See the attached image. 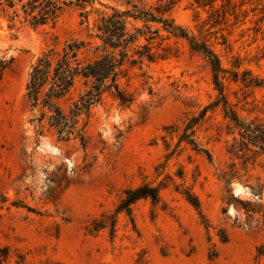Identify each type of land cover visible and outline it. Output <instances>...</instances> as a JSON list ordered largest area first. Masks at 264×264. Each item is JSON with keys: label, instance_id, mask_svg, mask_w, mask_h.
<instances>
[{"label": "rangeland", "instance_id": "1", "mask_svg": "<svg viewBox=\"0 0 264 264\" xmlns=\"http://www.w3.org/2000/svg\"><path fill=\"white\" fill-rule=\"evenodd\" d=\"M79 15L71 6L37 29L0 21V59L12 58L0 76V264H264V196L244 185L263 179L264 157L244 169L228 154L232 124L208 61L186 40L169 36L155 49L164 59L121 80L129 107L103 97L84 146L37 136L29 69L41 52L86 39ZM170 17L217 56L226 110L264 125V0H179ZM193 118L199 151L179 141ZM142 185L156 187L158 201L113 218L124 192ZM236 185L245 189L237 196Z\"/></svg>", "mask_w": 264, "mask_h": 264}, {"label": "trees", "instance_id": "2", "mask_svg": "<svg viewBox=\"0 0 264 264\" xmlns=\"http://www.w3.org/2000/svg\"><path fill=\"white\" fill-rule=\"evenodd\" d=\"M104 1L112 5L98 2L103 8L99 10L93 8L97 0H0V21L8 22L10 28L17 24L34 29L54 27L62 13L71 6L80 9L79 16L82 23L86 24L85 40L66 41L59 48L41 52L29 69L25 97L33 113L29 122L37 136L53 131L60 141L79 140L84 146L92 110L106 94L111 95L120 106L129 107L133 99L121 89V80L128 79L129 71L143 61L164 59L155 49L165 51L162 45L172 36L186 40L190 49L202 54L211 67L213 83L223 102L224 114L235 133L227 150L231 158L238 160L246 169L249 165L254 166L259 157H264V125L257 121L240 120L234 112L226 110L217 56L205 43L197 41L171 19L170 13L179 0H154L150 5L142 0ZM92 14L95 17L90 21ZM11 62L12 58L0 59V76ZM77 88V95L70 101L68 110H63L59 103ZM196 123L197 119L193 118L184 127L179 141L199 151L192 138V127ZM244 185L258 198L263 197L264 172L263 179H258L255 185L247 181ZM147 198L155 204L158 201V189L142 185L134 190H126L113 218L120 212L130 217L131 206ZM235 200L239 201L238 198ZM189 202L195 209L199 208L197 200ZM246 206L251 207L249 203ZM246 211L254 213L253 209Z\"/></svg>", "mask_w": 264, "mask_h": 264}, {"label": "water", "instance_id": "3", "mask_svg": "<svg viewBox=\"0 0 264 264\" xmlns=\"http://www.w3.org/2000/svg\"><path fill=\"white\" fill-rule=\"evenodd\" d=\"M234 195L237 196L240 192L245 191V189L240 188L238 185L234 186Z\"/></svg>", "mask_w": 264, "mask_h": 264}]
</instances>
